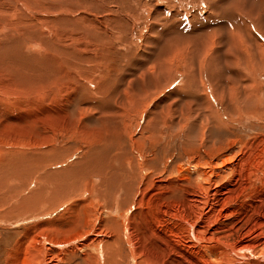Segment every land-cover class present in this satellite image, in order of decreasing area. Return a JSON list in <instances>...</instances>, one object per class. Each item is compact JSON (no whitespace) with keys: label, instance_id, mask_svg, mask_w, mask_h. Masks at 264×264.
Instances as JSON below:
<instances>
[{"label":"bare ground","instance_id":"6f19581e","mask_svg":"<svg viewBox=\"0 0 264 264\" xmlns=\"http://www.w3.org/2000/svg\"><path fill=\"white\" fill-rule=\"evenodd\" d=\"M121 1L0 0V104H15L18 109L24 105L38 118L50 101L49 112L56 114L59 97L68 92L70 78L74 77L80 90L87 87L82 79L89 78V93L98 96L92 103L98 105L107 95L105 82L99 83L106 76L104 68L91 75L87 72L93 68L75 64L74 68L72 64L76 59L98 58L108 49L106 41L115 50L122 26L130 23L132 30L139 28L147 3L127 0L129 8L138 11L135 15L123 12L126 8ZM158 1L164 5L167 2ZM10 54L21 64H7L5 59ZM29 56L46 60L51 66L27 81L24 59ZM248 62L252 70L257 68L254 59ZM247 79L236 87L238 94L251 89L247 97L251 103L235 98V114L249 117L263 129L250 133L247 140L235 137L219 145L213 141L205 143V149L194 144L199 154L177 163L163 152L160 164L152 165L158 160L157 144L151 143L156 150L150 154L145 151L146 137H129L126 142V138L112 139L110 148L103 145L108 161L96 168L101 180L94 176L88 185H78L72 194L59 200L54 199L50 185L32 189L35 176H9L8 184L14 188L8 193L9 204L0 193V222L9 215L28 219L50 209L47 203H74L53 219L57 222L68 214L64 224L29 228L10 250L11 264H264V96L255 91L256 79ZM25 98L28 100L23 102ZM84 100L82 95L76 98L77 103L73 99L66 102L69 118L76 105L85 106ZM125 107L122 109L127 110ZM214 118L217 122V115ZM222 121L218 123L222 125ZM93 149L87 152L91 154ZM117 171L123 172L117 177L122 183L114 194H107L102 186L107 179L116 178ZM107 196H117L114 207L107 204ZM242 197L248 199L244 204ZM80 198L88 200L78 201ZM238 214L243 216V223H248V234L235 242L229 241V234L217 235L226 229L232 233L235 227L228 228L225 222ZM74 258L79 260L75 262Z\"/></svg>","mask_w":264,"mask_h":264},{"label":"rangeland","instance_id":"374dc122","mask_svg":"<svg viewBox=\"0 0 264 264\" xmlns=\"http://www.w3.org/2000/svg\"><path fill=\"white\" fill-rule=\"evenodd\" d=\"M138 1L146 2L148 9L140 16L139 28L132 30L130 23L122 26L115 50L106 41L108 49L98 58L76 59L72 64L74 68L75 65L93 68L87 72L91 75L99 71V67L104 68L106 76L102 79L105 80L97 77L101 79L99 83L105 82L103 89L107 95L98 105L92 103L98 96L89 93V78L82 79L87 87L80 90L74 77L70 78L68 92L59 97L56 114L49 112L50 101L38 118L24 105L18 109L15 104H0V193L6 204L11 202L8 193L14 188L7 181L11 175L23 179L35 176L31 188L38 190L41 185H50L55 200L72 194L78 185H88L94 176L101 180L96 168L108 161L103 155L107 152L103 145L110 148L112 139L126 138L123 141L126 142L129 137H146L145 151L152 154L157 149L158 160L152 161V165H156L162 160L163 152L177 163L199 154L194 148L196 145L201 144L205 149L204 144L213 141L219 145L235 137L247 140L252 136L250 133L263 130L256 126L260 123L235 114L234 101L241 98L251 103L247 99L251 89L245 88L247 95L238 94L236 87L240 82L246 83L248 76L256 79V93L264 96V0H189L191 3L167 0L170 4L165 5L158 0ZM121 2L126 8L123 12L137 15L138 11L129 8L127 0ZM249 59L257 62L255 70L258 72L252 70ZM7 60L9 65L21 64L12 54ZM24 65L27 81L51 66L48 61H36L31 56L24 59ZM82 95L86 109L76 105L74 115L69 118L66 102ZM124 105L128 107L125 111ZM215 115L218 121L223 120L222 125L215 121ZM151 143L157 144L156 149L151 148ZM94 146L101 148L95 150ZM89 149H93L91 154L87 152ZM122 174L117 171L116 178L107 179L103 191L114 194L122 183L117 177ZM107 197V204L112 208L117 196L115 199ZM241 200L244 204L248 199L242 197ZM73 204L47 203L46 208L50 209L28 219L19 220L9 215L1 221L0 264H11L10 250L29 228L35 230L45 224L59 226L68 221V214L57 222L53 219L61 217ZM242 218L238 214L228 219L225 224L228 228L234 226V231L228 233L226 229L217 235L229 234L230 242L246 236L248 223H243Z\"/></svg>","mask_w":264,"mask_h":264}]
</instances>
